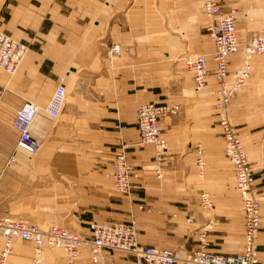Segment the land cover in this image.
I'll return each mask as SVG.
<instances>
[{
  "label": "crops",
  "instance_id": "crops-1",
  "mask_svg": "<svg viewBox=\"0 0 264 264\" xmlns=\"http://www.w3.org/2000/svg\"><path fill=\"white\" fill-rule=\"evenodd\" d=\"M145 1L0 0V31L28 46L12 75L0 68V85L5 89L0 102V186L6 163L15 161L9 168L17 171L31 165L25 151L17 148L13 118L25 101H32L39 112L31 135L49 143L45 149L60 150L58 171L78 181L72 197L79 199V206L72 212L93 214L85 217L81 229L90 232L92 222L108 219L133 221L138 244L172 249L178 262L184 259L181 254L199 247V226L208 219L199 205V193L206 191L214 203L215 219L209 250L241 253L244 213L215 108L214 44L205 30L202 1L155 0L157 11L144 21ZM217 1L221 14L236 10L235 31L242 49L264 22L260 0ZM112 45H118L119 51H110ZM183 50L206 56L209 74L202 91L193 89L192 72L184 61L175 59ZM243 56L240 51L229 55L230 72L241 67ZM251 64L247 85L231 97L229 109L262 195L257 255L264 264V56L256 55ZM59 86L64 87L60 96L55 94ZM136 102L179 105L174 113L158 118L166 141L161 177L155 146L139 145ZM48 105L57 117L45 110ZM117 124L126 128L118 130ZM120 139L130 145L129 194L118 192L104 175ZM15 148L16 160L8 162ZM61 203L48 206L63 209ZM17 239L21 238L13 239L6 264H29L32 246ZM3 243L0 233V254ZM51 249L45 246L43 264H59ZM93 256L84 245L77 264H99ZM97 258L102 264H136L133 253L118 249H102Z\"/></svg>",
  "mask_w": 264,
  "mask_h": 264
},
{
  "label": "built area",
  "instance_id": "built-area-1",
  "mask_svg": "<svg viewBox=\"0 0 264 264\" xmlns=\"http://www.w3.org/2000/svg\"><path fill=\"white\" fill-rule=\"evenodd\" d=\"M202 10L207 18L205 29L210 40L214 44L212 53L215 66L212 70L216 84L215 94L217 101L215 108L218 115V123L224 141V152L231 163L234 173L235 189L242 201L243 241L244 247L241 253L235 255H223L209 250L208 231L211 222L199 229L198 249L189 252L186 264H261L257 255V236L261 220L259 193L254 175L245 151L243 142L238 134L235 124L228 115V104L233 95L239 92L245 85L252 69L251 58L264 54V27L256 33L245 46L241 67L234 72L229 71V55L238 48L235 31L236 10L220 13V5L217 0H201ZM261 11L264 19V0H260ZM28 46L22 41L0 31V68L12 75L25 58ZM112 52H118L119 46L112 45ZM186 67L192 72L193 89L202 91L208 82V65L206 56L196 51H185L181 56ZM5 89L0 85V101ZM64 87L56 89V95H63ZM45 110L57 117V111L48 105ZM176 105H159L155 102L137 103L135 117L139 132V145L152 143L155 146L156 171L159 174L160 162L165 151V138L158 122L160 115L174 113ZM39 106L32 101H25L16 111L13 118V127L18 133L17 148L29 153L37 151L40 141L31 135L30 128L38 115ZM118 130H124L125 125L117 124ZM129 144L123 139L119 140L117 148L110 160V169L104 172L105 177L110 178L115 189L124 194H129L132 188L130 175L132 165L128 161ZM16 148L8 158V162L14 160ZM201 153L200 147L197 148ZM198 164L202 168L204 161L199 156ZM199 205L205 209L213 207L211 195L202 191L199 193ZM193 223L192 218L187 219ZM0 233L4 238L3 248L0 254V264H6L12 251L13 239L18 237L33 244V253L29 264H42V254L47 245L55 246L64 252V264H77L80 248L88 246L94 254L93 260L99 262L97 254L105 248L118 249L131 252L135 255L136 264H175L176 251L169 248H160L152 245L142 246L137 242V230L135 223L106 220L104 222H92L89 235L56 224L40 226L36 223L22 219L4 216L0 218ZM188 261V262H186ZM184 262V261H183Z\"/></svg>",
  "mask_w": 264,
  "mask_h": 264
},
{
  "label": "rangeland",
  "instance_id": "rangeland-1",
  "mask_svg": "<svg viewBox=\"0 0 264 264\" xmlns=\"http://www.w3.org/2000/svg\"><path fill=\"white\" fill-rule=\"evenodd\" d=\"M143 5L142 17L144 21H146L152 13H155L157 11L156 2L155 0H148L145 1ZM262 27H264V22L261 23L260 28L257 29L254 33H258ZM250 40H246L244 47L242 49L239 48L237 52L240 51L244 55L245 46L249 43ZM185 51L187 50H183L181 53L176 55L175 59L177 61H183L181 59V56ZM257 56H264V54ZM253 57L251 58V60L253 59ZM243 90L244 89L240 91ZM229 102L231 103V99ZM137 103L138 102L135 103V106ZM168 105H176L177 108L179 107V105L173 102H170ZM261 107L264 109L263 102H261ZM228 115L231 121L234 123V120L230 113L229 104ZM45 146H50V144L47 142H41L37 151L31 153L24 150L26 153L27 161L31 163V165L19 167V171H17V169L11 170L9 168L12 164L14 165L15 161L10 162L9 165L7 163L5 164L3 169V182L2 186H0V217L8 216L11 218H20L24 221L36 223L40 226H45L47 224H56L67 227L69 229L74 228L72 230L81 232L84 235H89V232L81 229L80 226L85 225V217L90 218L91 216H93V214L80 213L75 211L72 212V210H74V206L78 205L79 200L77 197L73 200L72 197L73 194H75L74 188L75 185L78 184V181L73 180L66 174L58 171V169H60V165H58L57 162L60 157L59 155L61 154V151L45 149ZM61 159L65 161H76L75 158H70L67 160L66 158L61 157L60 160ZM76 176L77 175L74 173V177ZM157 176L161 177L160 170L159 174L157 173ZM196 195L198 196L197 193ZM60 202H62L61 204L65 205L63 209H52L51 206H48L59 204ZM201 209L205 212V214L208 215V219L205 224H207L209 221L211 222V226L209 228L210 230L208 231L209 236L215 226L214 205L210 209H205L204 207H201ZM73 220H75V224ZM16 242L24 243V241L21 239H17ZM26 243H29L32 246L31 253L27 254L29 259L28 261H30L33 253V244L30 241H26ZM50 247H52V249L50 250L52 254L51 257H53L56 263L61 264L60 262L64 260V255L62 257L61 251L58 247ZM188 253L189 252L181 254V256H183V258H187ZM42 258L43 264L46 259L45 251L42 254ZM176 264L186 263L185 260L178 259V262H176Z\"/></svg>",
  "mask_w": 264,
  "mask_h": 264
}]
</instances>
